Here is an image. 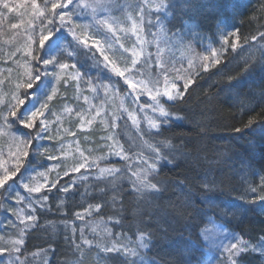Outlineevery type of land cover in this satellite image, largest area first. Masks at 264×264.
Listing matches in <instances>:
<instances>
[{
    "label": "trees",
    "instance_id": "1",
    "mask_svg": "<svg viewBox=\"0 0 264 264\" xmlns=\"http://www.w3.org/2000/svg\"><path fill=\"white\" fill-rule=\"evenodd\" d=\"M165 3V9L154 12L161 18V32L183 35L194 51L192 58L201 60L178 70L167 61L166 52H159L157 58L156 50L151 70L152 74L160 70L162 82L168 75L178 79L183 99L168 101L161 96L157 105L144 94L136 101V93L128 90L121 78L103 69V58L93 47L73 41L68 49L76 62L86 70L111 73L124 97H130L137 109L143 105L148 118L137 125L126 110L120 111L116 134L128 159L97 160L98 168H117L120 172L106 179L91 174L87 180L74 182L75 188L68 193L60 189L73 183L72 179L58 174L55 188L53 184L41 188L37 194L48 199L43 207L41 203L36 206V220L19 230L20 239H24L21 252H5L0 264H13L17 256L24 264H124L122 253L106 254L100 247H135L139 242L138 229L148 234V248L141 250L146 261L204 264L210 254L204 232L212 221L252 246H258L264 237V209L260 207L264 201L250 202L262 194L260 185L264 178V0ZM158 37L161 39L162 35ZM233 43L237 44L235 50ZM208 46L216 47L220 63H208L205 70L203 65L207 63L202 57ZM161 73H166L164 79ZM186 80L191 83L185 91ZM161 106L169 113L168 118L160 115ZM250 119L254 123L245 127ZM150 120L159 128L151 129ZM15 130L21 135L29 131L35 134V129L18 126ZM157 148L171 161L163 163L150 177L161 191L135 195L129 177L147 167L141 165V160L151 163L150 157ZM43 157L32 148L25 168L44 162ZM206 181L215 182L212 190L204 186ZM251 188L257 191L251 192ZM98 203L102 205L99 212L94 208ZM90 206L91 215L83 221L76 219L75 213H84ZM0 220V225L10 229ZM73 226L77 227L76 242L80 243L82 227L91 246L76 249L69 243ZM234 259L237 264H264V253L249 249Z\"/></svg>",
    "mask_w": 264,
    "mask_h": 264
},
{
    "label": "rangeland",
    "instance_id": "2",
    "mask_svg": "<svg viewBox=\"0 0 264 264\" xmlns=\"http://www.w3.org/2000/svg\"><path fill=\"white\" fill-rule=\"evenodd\" d=\"M3 2L4 0H0V101H4V104H6L7 100L10 99L11 93L15 90V85L25 79V63L30 59V57L25 55L30 22L32 27L36 28L33 33L36 40L32 44L33 55H44V53H38L39 20H33L35 14L31 7V0H7L10 7L14 9L12 12H8L2 7ZM51 2L52 0H48L49 9ZM63 2H66V0ZM86 2L88 0H73V3L67 9L74 10L76 14L73 15V20L77 23H93L90 9L76 7L78 3ZM143 2L144 0H114L115 6L106 14L115 17L118 21V25L114 27L115 35L93 23V26L85 33L88 36L87 47H93L101 55L97 47L93 45V41L98 40L100 41V46L107 50L105 54L109 56L110 61L115 62L121 68L126 64L130 66L132 50H141L138 47L140 41L137 40V33L133 32L132 25L134 21L139 22L137 18L139 9L136 5ZM158 2L159 0H149V4L153 8V17H155L154 8ZM36 3L43 8L45 0H36ZM99 15L105 14L101 13ZM13 24H17L19 27L14 29L11 27ZM119 29H123V31ZM80 31V29H77L78 35ZM150 33L161 34V39L168 37V35H163L159 25L151 29L145 27L144 32L139 33V35L142 39L152 41L153 36ZM81 39H83V36ZM125 48L128 51H125ZM68 52L72 51L68 49L67 44L61 42L60 48L56 49L53 55H56L60 62L69 63L70 65L76 63V70H79L84 78L80 81L73 80L68 75V73L75 71L71 68L66 72H62L58 68L51 69L53 75H50L49 78L52 81V86L57 88V95L50 104L51 114L46 113L50 123L49 132L44 133L45 137L50 136L51 139L36 140L29 149L33 148L36 154L44 156V162L33 163L27 168V179L24 180V183H28L29 187L38 185L42 186L41 188L48 187L55 182L58 174L59 176L72 179L73 182L87 180L92 176L91 174H94L99 179L111 177L112 175L109 176L108 174L101 175L98 167H93L87 172L85 169H81L79 173L72 172L71 169L80 161V152H83L90 161L95 160L96 162L100 158H104V160L124 158V153L120 158L110 155V152L114 149H110L108 145L113 144L114 141L104 139L109 135H115L118 140L116 128L119 124V113L121 110H126L128 115L129 113L134 115L137 121H143L148 118V116H144L145 108L138 107L137 109L130 97H124L118 85L115 88L110 86L109 90L105 92L103 85L110 83L106 77H110L112 81H115L111 73H101L95 68L86 70L80 63L76 62L74 53L72 52L73 55L69 58ZM160 52H166L169 57L168 60L167 58L165 59L172 67L178 70H181L179 69L181 67L186 68L198 59L192 58L195 55L194 51H191L185 40H183V43L175 40L172 45H164L162 43ZM203 52L205 53L203 57H208V59L204 60L202 57V61L207 64H213V52L217 53V58L220 56L215 46H208L203 49ZM155 53L156 46L154 43L144 45L143 55L138 64L140 74L134 78V82L139 79H144L145 81L158 79L159 83L156 87L161 92H163L166 83L170 87L171 83L174 82L179 91H181L178 79H170L169 75L166 76V73H161L163 79L166 76V80L162 82L159 78L161 76L158 75L160 70L152 74L151 67L155 63V59H152V56ZM149 54L150 58H148ZM101 57L103 58L102 55ZM145 58H148L147 64L144 63ZM163 60L164 58L161 59V63L165 65L164 63L166 62H163ZM32 64L35 65L36 61H32ZM158 65L160 64L158 63ZM85 73L86 75H84ZM55 75H59V81L55 79ZM121 79L123 81V78ZM89 80L92 81V86L87 83ZM125 86L127 87V85ZM149 86L151 87L152 85L150 84ZM42 87L43 85L38 84L32 90V92L34 91V96L29 97L28 107L38 106L42 96ZM93 88H96L97 91H93ZM127 89L132 91L128 87ZM145 95L148 96L147 94ZM4 104H0V107H3ZM98 111L100 115H97ZM114 115L116 118L115 128L112 127ZM89 120L92 123H88ZM2 124L3 121H0V125ZM13 136H18L20 139L24 138V135L19 134L15 128L12 130L11 135H0V161L4 162L5 167H11L14 163L12 153L16 151V143L12 139ZM119 145H121L120 142ZM50 156H54L55 159H49ZM65 171H68L69 175L65 176ZM0 174H2V169H0ZM52 178L54 179L52 180ZM11 184L12 182L10 181L9 185ZM9 185H6L5 189H8ZM5 189H0V219L4 220L10 226V229L5 224L0 225V247L11 248L12 242L20 239L19 230L32 224L33 221H28L26 217L30 214L35 215L36 206L40 204L38 201H42L43 197L37 194L39 192L29 193L22 183L19 182L13 185L14 190L6 191ZM21 197L23 199H20ZM229 234H234L239 241H243L236 233L226 230L223 226L213 221L210 222L204 232V236L208 237L206 241L210 249V254H208L204 264H227L229 253L225 251V247L230 246L231 243H238L235 239L223 240V236ZM220 244L225 247H219ZM20 246L18 245V247ZM249 246V249L253 247L252 245ZM234 258L232 257V259Z\"/></svg>",
    "mask_w": 264,
    "mask_h": 264
},
{
    "label": "snow or ice",
    "instance_id": "3",
    "mask_svg": "<svg viewBox=\"0 0 264 264\" xmlns=\"http://www.w3.org/2000/svg\"><path fill=\"white\" fill-rule=\"evenodd\" d=\"M73 3V0H52L51 7H48V0H45L43 8L37 5L36 0H31V7L34 12L33 20H39V36H38V44H39V52H43L44 55H33L32 44L36 42L33 33L36 31V28L32 27V23H29V35L28 41L25 45V55L30 57L29 60L25 63V79L21 80V82L15 85V90L11 93L10 99L7 100L6 104L4 101H0V104H4L3 107H0V121H3V124L0 125V135H11L12 130L17 128L18 126L23 129L32 130L35 129V134L32 131L24 133V138L20 139L18 136H13L12 139L16 143V151L12 153L14 156V163L11 167H5L4 162L0 161V169H2V174H0V189H5L6 185H9L11 181L12 184L9 185L8 190H14L13 185L17 182L22 183L23 187L28 190L29 193L32 192H40L42 186L29 187L28 183H24V180L27 179L26 173L28 169L25 168V163L27 158L29 157V149L33 145L34 140L44 139L51 137H45L44 133L49 132V123L47 114H51L50 104L54 100V97L57 95V88L52 86V81L49 78L50 75H53L51 72L52 68H58L62 72H66L69 68L75 70L74 72L68 73L69 76L73 80H83V75L79 70H76V63L60 62L56 55H53L56 49L60 48L61 42H66L69 47L72 46V42L76 41L77 44H84L87 46L88 36L85 34L87 31L93 26V23L96 26L102 27L107 30V32L115 35L114 27L118 25V21L115 17L107 15L111 9L115 6L114 0H88L86 3H78L76 5L77 8L90 9L91 10V20L93 23H77L73 20L74 10H67L69 5ZM2 7L6 9L8 12H12L14 9L10 7L7 0H4ZM136 7L139 9L137 14L138 23L136 21L133 22L132 30L137 33V40L140 41L138 47L141 49L140 51H136L135 49L131 52L130 58V66L127 64L121 68L116 65L115 62L110 61L109 56L106 55V49L100 46V41L94 40L93 45L97 47L103 56V69L109 70L111 73H114L116 77L123 78L124 84L127 85L128 88L132 89V93H136L134 99L136 101L139 100L141 95L147 94L152 101L156 102L159 105L158 97H166L168 101H176L178 99H183L184 93L179 91L174 82L171 83V86H168V83L165 84L163 92L160 91L156 85L159 83V80H148L144 79L135 80L134 78L140 74L138 64L140 63V58L143 55L144 45L149 43H154L157 50V58H159V52L161 51V44L164 45H172L175 40H179L180 43H183L184 37L180 33H172L171 36L160 39L157 38V34L150 35L153 36L152 41H148L142 39L139 33H143L145 27L151 29L156 27L157 25L162 24L161 18L159 15L153 17L152 12L153 8L149 4V0H144L143 3L137 4ZM167 7L165 0H159L156 3L154 11L156 13L161 12L163 9ZM60 11H57V10ZM104 13L105 15H99ZM12 28H17L19 25L13 24ZM67 29V32H65ZM77 29H80V34H77ZM123 31V29H119ZM191 31V29H189ZM264 35V34H262ZM83 36V39L81 37ZM255 40L256 38L253 37ZM238 40V37H237ZM232 49L235 50L237 47L236 43L231 45ZM128 51L127 48L124 49ZM75 51V49H73ZM73 55L72 52H68V57L71 58ZM213 63L219 64L220 60L217 58V53L213 52ZM150 58V54L149 57ZM148 58H145L144 63H148ZM208 57H204V60H207ZM32 61H36V64L33 65ZM98 65L101 62H97ZM204 69L207 70L209 67L208 64L203 65ZM247 70V69H246ZM86 75V73L84 74ZM109 79V84H104L103 88L105 92L109 90V87L115 88L117 86V82L112 81L110 77H106ZM55 79L59 81V75H55ZM231 79V78H230ZM67 82V81H66ZM89 86H92V81H87ZM102 83V81H101ZM190 80H186L184 84L185 91L187 90ZM43 85L41 91L42 96L38 102V106L28 107L27 102L29 97L34 96L32 90L37 87V85ZM152 85L151 87L149 85ZM93 91H97L96 88H93ZM86 99V98H85ZM143 107V105H142ZM147 107H153V105L148 104ZM22 109V111H21ZM157 109L153 107V111ZM158 111L162 117L168 118L169 113L165 110L164 107H159ZM97 115H100V112H97ZM129 118L132 120L133 124L138 125L137 118L129 113ZM95 119V117H93ZM115 115L113 116V125L115 128ZM88 123H92L91 120ZM254 123V120L250 119L248 124L245 127H249ZM151 129H158L159 125L154 121H149ZM236 131H240V129H236ZM106 140L114 141L113 144L108 145L110 149H114L110 152V155L116 156L120 158L124 153L123 146L119 145V141L117 140L115 135H109L105 137ZM35 151V149H33ZM81 159L80 161L72 167V172L79 173L81 169H85L87 172L89 169L93 167H98V164L95 160L90 161L87 156L84 155L83 152L79 153ZM125 159H128L127 156H124ZM49 159H55L54 156H50ZM104 159V158H100ZM151 163L147 160H141V165H147V167H143L139 172H133L132 177H129V181L132 187V190L135 195L138 196H147L149 194H157L161 191V188L158 186V183L152 182V177L158 170V167H161L163 163H171L168 160L167 155L162 154L159 148L156 149L153 157H150ZM22 169L24 171L22 172ZM120 169L117 168H99V172L101 175L108 174L109 176L113 173L120 172ZM43 175V173H41ZM64 175H69L68 171L64 172ZM215 184L214 181H206L204 186L209 190H212V186ZM53 188L56 187V184L53 183ZM75 188V183H70L69 185L60 189L64 193H68L71 189ZM103 191V190H101ZM251 192H256V188H251ZM260 191L262 194L251 200V203H256L257 200L264 201V178H262V183L260 185ZM20 199H23L21 197ZM48 199L47 196L42 198V201H38L41 203L42 207L44 202ZM122 199V196H121ZM102 205L96 204L94 206L97 212L100 211ZM262 209H264V203L260 205ZM92 206L89 209L85 210L84 213L77 212L75 213L76 219L83 221L86 215H91ZM223 214L227 215L228 212H224ZM150 215V214H149ZM234 215V214H233ZM28 221H35V215H28L26 217ZM23 222V221H21ZM116 223H120V220H117ZM35 226V225H33ZM72 236L68 237L69 243L73 245L76 249H81L83 245H92V241L88 240L84 237V229L79 228L80 233V243L76 242V232L77 227L73 226ZM95 232L96 229L93 228ZM108 235H112L110 230H106ZM140 231L139 242L135 247H129L128 244H123L120 247L117 244H112L111 246H103L100 247V251L104 253H122L124 256V264H165L164 261H151L148 262L145 260L144 256L141 254V250L148 248V234L143 230L138 229ZM23 236V233L21 234ZM205 240L208 239L207 236L204 237ZM235 239L239 243H231L230 246L225 247L223 244H220L219 247H225V251L229 253V258L227 264H237L235 259L232 257H239L242 253L249 251L250 246L243 241H239L234 234H229L223 236V240ZM24 239H18L12 242L11 248L0 247V258H2L5 252L11 253H20L21 248L18 245H23ZM252 251H261L264 253V237L260 238V242L258 246L251 247ZM135 257V260H130L129 258ZM13 264H24L23 261L19 260V257H16V260ZM174 264H180V261H175Z\"/></svg>",
    "mask_w": 264,
    "mask_h": 264
}]
</instances>
